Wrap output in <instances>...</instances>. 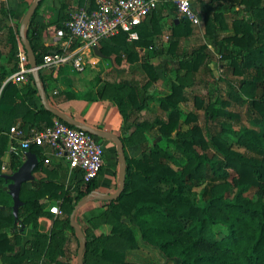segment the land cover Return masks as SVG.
<instances>
[{
  "label": "trees",
  "instance_id": "1",
  "mask_svg": "<svg viewBox=\"0 0 264 264\" xmlns=\"http://www.w3.org/2000/svg\"><path fill=\"white\" fill-rule=\"evenodd\" d=\"M87 2L91 8L95 7L94 0H79L82 7ZM41 3L27 26V37L38 64L50 50L43 42L47 25L39 14ZM238 3L250 11L252 17L233 20L234 32L224 38L233 48L226 49L223 56L229 59L228 70L243 78L230 83L229 100L211 102L195 96L196 107L205 111L213 126H219V130L210 127L209 136L197 123L183 128L184 124L196 122L198 114L190 112L184 118L180 106L188 99L186 89L192 82L186 78L194 76L202 65L211 71L208 44L200 46L191 59L180 60L178 76L173 80L171 90L159 99L165 116L156 117L154 123L140 118L153 96L136 81L105 83L95 91L80 94L90 101L98 98L113 100L124 117L125 132L132 129L129 135L122 137L127 161L123 192L86 216L84 264H143L127 258L128 251L139 246V240L145 246L158 249L168 260H177L181 264H264V65L257 67L253 75L249 72L257 61L264 62V0H239ZM206 5L202 3L201 7ZM162 16L159 10L149 21L143 22L138 27L140 37L133 43L127 41L125 32L109 41H101V52L108 57L115 55L119 63L126 53L130 64L142 61L137 48L152 50L156 56H167V51L155 46L154 42L162 33ZM67 19L59 20L57 27ZM172 22L173 39L168 50L175 54L180 39L191 36L194 25L177 13ZM216 22L222 30L230 27L221 12L205 17V28L209 35H214V44L218 37ZM19 29L20 24L18 35ZM23 49L26 52L24 46ZM17 53L18 47L12 44L8 61L12 65L0 63V230L4 227L12 230V235L0 231V257L5 264H39L35 258L43 255L55 264H71L60 258L67 254V230L76 236L78 249L81 242L70 216L82 198L97 190L98 181L97 178L82 181L75 193L55 179L37 178L24 182L20 193L23 204L16 220L14 201L1 169L2 156L10 143L8 131L19 115L25 123L37 128L50 126L59 119L42 103L40 108L27 105L26 99L35 106L33 97L40 98L33 73L29 74L32 84L24 94L14 82L4 84L7 77L18 70ZM151 59L143 60L141 65L149 79L156 81L159 79L158 67ZM40 76L49 98L46 76L42 72ZM233 86L243 90L246 97ZM63 93L65 95L57 101L79 96L72 89ZM232 101L248 106L247 116L252 127L233 124L241 121V115L226 108ZM5 105L10 108L5 110ZM156 126V133L151 135ZM230 136L246 152L234 149L229 142ZM136 144L141 146L142 156L129 157L126 146ZM42 149L40 145L29 148L40 158L38 171L44 164ZM20 165V161L12 159L14 171ZM232 172H235L234 176ZM48 175L52 176L51 173ZM202 184L199 195L195 187ZM252 187H256V191L249 197L245 193ZM44 199L59 200L62 215L54 218ZM41 215L54 218L50 234L38 230ZM103 224L111 226L109 234L97 233ZM29 225L34 228V238L27 241L28 247L23 252H19L17 245L21 234ZM216 226H221L223 232H218Z\"/></svg>",
  "mask_w": 264,
  "mask_h": 264
},
{
  "label": "crops",
  "instance_id": "2",
  "mask_svg": "<svg viewBox=\"0 0 264 264\" xmlns=\"http://www.w3.org/2000/svg\"><path fill=\"white\" fill-rule=\"evenodd\" d=\"M211 1L212 0L202 1L199 4V10L201 8L202 3L208 4ZM32 2L33 0H0V52L2 55L0 58V63H8L9 65H12L11 62H8L9 51L12 44L13 45L15 44L18 47V53H17V57L19 58L18 70H20V66L23 62L21 55L24 53L27 54V52H25V50L23 49L24 45L21 40L20 32L19 35L17 33V27L19 24L21 26L22 20ZM88 3L89 2H87L85 6ZM80 8H82V6L79 4V0H43L42 1L41 6L39 8V14L42 17L43 22L47 25L45 31L43 32V42L45 45L49 46V42L51 41V35L53 34L54 29L57 27V22L59 20L69 18L72 12ZM133 42H129V43H133ZM112 57L113 55L109 57L106 55L101 56L96 54L94 51L92 53L87 54L86 61L87 63L88 62L91 63L94 61L107 62L108 59L110 60L112 59ZM26 62L24 63L26 64V66H28L29 60H27ZM92 66L93 69L97 68L96 64H93ZM17 71H15L13 74H15ZM41 72L44 74V76H46V86L49 92V101L51 105H53L54 107L71 115L80 122H83L94 128H99L113 132L121 136V138L129 135V133L132 131L131 129L125 132L124 117L118 105L113 100L109 98H98L96 100L90 101L88 100V98L82 97L80 95L89 91L97 90L99 87H101L104 84L103 82L95 83L94 80L90 82L89 81L90 75H89L87 79V84H83L82 82L86 81V79L82 77H78L77 74L79 73V71H77L71 64H66L61 66L60 68H56V69L52 68ZM92 72L93 71H91V73ZM13 74L7 77V79L4 81V84L7 83L8 81H12L19 86L21 93L24 94L28 92L27 87L30 84H32L31 81L29 80L30 73L27 74L26 78L23 79L22 81H14L12 79H9L11 78V76H13ZM70 89L78 93L79 96L74 99H65L60 102L57 101V99H61L65 95V93H63L64 91ZM1 90L2 88H0V94H1ZM33 99L34 102L36 103L35 106L30 105L28 103V100L26 99L27 105H29L32 108L34 107L40 108L42 103L41 97L38 98V96L35 95ZM9 108H10L9 105L4 106L5 110H8ZM144 110H148V108ZM14 126L21 127L23 131L27 134L30 133V130L32 128H37L36 126H32L25 123L21 115H19V117L15 119V122L12 124L11 128ZM10 130L8 131L9 135H10ZM100 139H102L104 143L107 155H105L104 167L100 172L99 176L97 177V181H98L97 191L101 193H113L118 189L120 183L119 159H118L119 155L117 156L118 152L116 148V143L114 141L106 138H100ZM9 146L7 150L4 152V155L2 156L3 164L1 169L4 173H12L14 171L12 167V159H14V157L9 151ZM42 148H43L42 155L44 158V164L39 171L37 169L34 171L35 180L37 178L43 179L44 181L55 179L59 183H63L66 186V188L69 189L72 193L77 192L80 183L83 181L81 173L78 171L70 170L67 166V162L65 158L56 155V152L53 148L47 146H42ZM126 150L129 157L140 158L142 156V149L139 144L126 146ZM37 157L40 161L38 155ZM47 158L50 159L49 163L45 161ZM49 173H51L52 176L48 175ZM43 201L48 202V206H50V208L52 206L58 205L57 203H59V200L44 199ZM105 202H106L105 199L93 198L80 207L76 215V219L78 218L77 221L80 223L83 231L86 224V216L90 213H93L97 208L102 207L105 204ZM51 213L53 212L51 211ZM53 214H54V218H56L57 216L62 215V212L60 214H55V213ZM54 218L49 217L48 215H41L40 217H38V224H39L38 230L42 233L50 234L54 227ZM0 231H7L10 235H12V230L9 227H4ZM96 231L98 234L101 233L109 234L111 231V226L109 224H103ZM66 234L68 236V240L65 245L67 251L66 258L67 261H69L71 264H74V259H73L74 255L70 250H68L70 248H68L67 246L68 242L70 241L71 234L72 235L74 234L72 233L71 230H67ZM21 235L22 236L20 243H18L17 245V250L19 252H23L28 247L27 241L34 238L33 226L29 225L28 227H26L25 233H22ZM141 246H143V243L139 240V246L130 249L128 251V256H127L128 260L139 262L137 260L131 259V253L136 251ZM64 257L60 256V258H63V260H65ZM35 260L39 264H55V262L49 261L48 258L45 257V255L36 257ZM140 263L150 264L145 262H140ZM0 264H5V262H3V259L1 257H0Z\"/></svg>",
  "mask_w": 264,
  "mask_h": 264
},
{
  "label": "rangeland",
  "instance_id": "3",
  "mask_svg": "<svg viewBox=\"0 0 264 264\" xmlns=\"http://www.w3.org/2000/svg\"><path fill=\"white\" fill-rule=\"evenodd\" d=\"M238 1L239 0H213L207 4L206 7H201L202 23L198 26H194V32L191 36L180 39V43L175 54H171V51L168 50V48L171 40L173 39L172 17L176 14V10L172 8L171 13L166 11L167 13L162 14V33L155 38L154 42L155 46L164 48L167 51V56H156L152 50L148 49H136L142 57V61L152 58V62L158 67L157 72L159 74V79L156 81H151L149 79L141 65L142 61L130 64L126 53H123L122 61L120 63L116 61L115 55H113L112 59H108L107 62H88L85 69L83 71H79L77 76L86 79V81L82 82L83 84H87L89 75V81L92 82L94 80L95 83L103 82L104 84H118L122 81H136L139 86L153 96V98L149 101L148 110H143L140 118L154 123L156 117L165 116V112L159 106V99L171 90L172 82L178 76L180 60L191 59V57L198 52L200 46L208 44V48L210 50L209 66L211 71L207 70L205 65H202L200 70H198L194 76L191 78L188 76L186 78V80H191L192 82L186 89L188 99L182 102L180 106L184 113V118L190 112L198 114V120L196 122L184 124L183 128L187 129L197 123L203 128L206 135L209 136L208 130L213 126V123L205 116V111L203 109H198L196 107L195 96L197 95L211 102H215L216 100H229V92L232 89L230 88V83L243 78L242 76L232 74L230 69L228 70L227 65L229 64V59H226L223 56L226 49L231 50L233 48L231 43L227 44L224 40L226 36L233 34L234 32L232 27L233 20L235 18L250 19L252 17L250 11L241 6ZM220 12L224 15L225 20L230 27L227 30H222L219 28V22L215 23L216 34L218 37L217 44H214V35L211 36L207 33L204 19L207 16H213L214 14ZM221 43L223 45H221ZM93 64H96V69L92 68ZM263 65V61H257L256 64L249 70L250 74H255L256 68ZM91 71L93 72L91 73ZM233 88L237 89V92L240 94L243 93L242 95L246 97L243 90L236 88L235 86H233ZM217 105L220 106L218 102ZM226 108L241 115V121L233 122V124L237 127L239 125L252 127L247 116V105H241L239 102L232 101L231 105L226 106ZM213 129L219 130V126H213ZM156 131L157 126L151 130L150 134L153 135ZM99 140L103 142L102 139ZM229 140L234 149L246 152L244 147H241L236 143L235 138L230 136ZM163 145H165V143ZM234 175L235 172H232V176ZM230 181H232L231 178ZM204 184L195 187V191L199 193V195ZM0 186H2L1 183ZM255 191L256 187H252L250 190L246 191L245 194L249 197H253ZM57 204L59 205V203ZM48 210L50 211V206H48ZM215 229L220 233L224 230L221 226H216ZM78 245L79 243L76 237L71 234V238L67 246L70 248L68 250H70L74 255V264H78ZM64 259L67 260L66 256ZM131 259L150 264H181L177 260H168L158 249L144 245L131 253Z\"/></svg>",
  "mask_w": 264,
  "mask_h": 264
},
{
  "label": "built area",
  "instance_id": "4",
  "mask_svg": "<svg viewBox=\"0 0 264 264\" xmlns=\"http://www.w3.org/2000/svg\"><path fill=\"white\" fill-rule=\"evenodd\" d=\"M202 1L205 0H94V8L88 3L72 12L62 26L54 29L49 42L50 50L37 69L41 72L71 64L77 71H83L87 65V54L94 52V47L99 46L101 41H109L121 32L127 34L129 42L138 40V27L159 10L163 14L166 11L171 13L175 8L179 16L198 26L202 23L199 10ZM21 58L20 70L9 79L22 81L33 72L31 66L24 63L29 60L27 54H22ZM9 136V151L21 164L32 145L53 148L56 155L65 158L70 170L81 173L84 182L97 178L105 164L106 148L97 136L59 119L50 126L32 128L29 134L14 126ZM45 161L49 163L50 159ZM50 210L55 214L62 212L58 205Z\"/></svg>",
  "mask_w": 264,
  "mask_h": 264
},
{
  "label": "water",
  "instance_id": "5",
  "mask_svg": "<svg viewBox=\"0 0 264 264\" xmlns=\"http://www.w3.org/2000/svg\"><path fill=\"white\" fill-rule=\"evenodd\" d=\"M42 0H33L31 5L29 6L23 20L20 26V36L22 43L26 49L27 56L29 59V63L31 68L33 69V76L42 100V104L44 107L54 113L57 118L62 119L63 121L69 123L70 125L76 126L78 128L85 129L86 131L92 133L93 135L100 137V138H106L114 141L116 143L117 152L119 154V187L118 189L113 193H101L99 191H93L90 194H88L86 197L82 198L73 209L71 216H70V222L71 225L74 227L76 234L80 238V246L78 250V264H84V251L86 248V236L85 233L80 225V223L76 219V215L78 213V210L82 205L87 203L93 198H100L105 200H111L118 198L121 193L123 192L125 185H126V170H127V161H126V153H125V144L121 136L106 131L99 128L91 127L83 122H80L76 120L71 115L63 112L62 110L54 107L51 105L49 98L47 96V93L45 91V88L43 86V83L41 81L40 72L37 69L38 63L36 59L35 52L29 42V39L27 37V26L30 22L31 17L34 15L36 10L38 9L40 3ZM178 21V20H177ZM94 51L96 54L105 56L98 46L94 47ZM27 158L23 161V163L19 166V168L12 173H4L2 174L3 178L6 179L8 182V191L10 195L13 198L14 204H13V214L15 215L16 220L18 219L19 215V208L23 204V201L21 200L20 193H21V187L24 182H30L35 180L34 171L39 167L40 161L37 157V155L31 151H27Z\"/></svg>",
  "mask_w": 264,
  "mask_h": 264
}]
</instances>
